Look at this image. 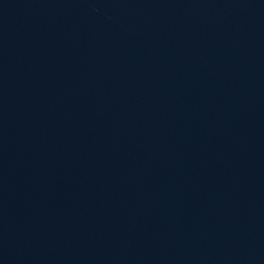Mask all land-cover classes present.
Returning a JSON list of instances; mask_svg holds the SVG:
<instances>
[{
	"label": "water",
	"instance_id": "95a60500",
	"mask_svg": "<svg viewBox=\"0 0 264 264\" xmlns=\"http://www.w3.org/2000/svg\"><path fill=\"white\" fill-rule=\"evenodd\" d=\"M0 264H264V0H0Z\"/></svg>",
	"mask_w": 264,
	"mask_h": 264
}]
</instances>
